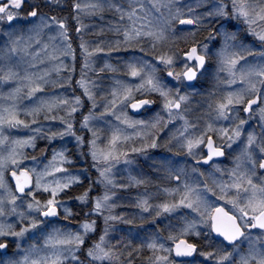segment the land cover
Instances as JSON below:
<instances>
[{
	"label": "snow or ice",
	"instance_id": "obj_1",
	"mask_svg": "<svg viewBox=\"0 0 264 264\" xmlns=\"http://www.w3.org/2000/svg\"><path fill=\"white\" fill-rule=\"evenodd\" d=\"M0 264H264V0H0Z\"/></svg>",
	"mask_w": 264,
	"mask_h": 264
},
{
	"label": "trees",
	"instance_id": "obj_2",
	"mask_svg": "<svg viewBox=\"0 0 264 264\" xmlns=\"http://www.w3.org/2000/svg\"><path fill=\"white\" fill-rule=\"evenodd\" d=\"M71 0H68V4L70 5ZM59 15H64L65 13H58ZM82 191V189H75L73 191V195L77 194V192Z\"/></svg>",
	"mask_w": 264,
	"mask_h": 264
},
{
	"label": "rangeland",
	"instance_id": "obj_3",
	"mask_svg": "<svg viewBox=\"0 0 264 264\" xmlns=\"http://www.w3.org/2000/svg\"><path fill=\"white\" fill-rule=\"evenodd\" d=\"M85 23H90V21H85ZM78 66H77V72H78ZM254 123V122H253ZM38 154V153H37ZM134 191V190H133Z\"/></svg>",
	"mask_w": 264,
	"mask_h": 264
}]
</instances>
